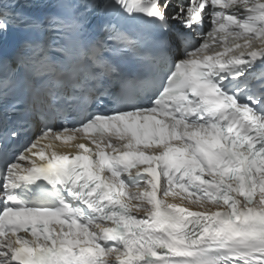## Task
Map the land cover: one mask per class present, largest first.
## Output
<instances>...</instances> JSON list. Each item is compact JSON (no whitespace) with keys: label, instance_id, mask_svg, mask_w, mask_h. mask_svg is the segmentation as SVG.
Instances as JSON below:
<instances>
[{"label":"snow or ice","instance_id":"obj_1","mask_svg":"<svg viewBox=\"0 0 264 264\" xmlns=\"http://www.w3.org/2000/svg\"><path fill=\"white\" fill-rule=\"evenodd\" d=\"M0 264H264V0H0Z\"/></svg>","mask_w":264,"mask_h":264}]
</instances>
